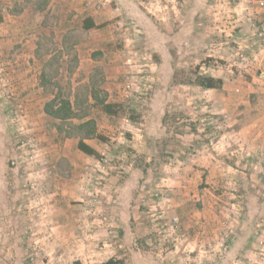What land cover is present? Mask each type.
<instances>
[{
  "label": "rangeland",
  "instance_id": "obj_1",
  "mask_svg": "<svg viewBox=\"0 0 264 264\" xmlns=\"http://www.w3.org/2000/svg\"><path fill=\"white\" fill-rule=\"evenodd\" d=\"M87 8L97 25L82 32V67L68 63L63 98L41 100L40 90L26 101L20 69L15 100L0 101V264H264V6ZM196 74L222 79L221 88L195 85ZM34 102L50 111L59 103L61 117L31 115ZM79 138L98 156L77 150Z\"/></svg>",
  "mask_w": 264,
  "mask_h": 264
},
{
  "label": "crops",
  "instance_id": "obj_2",
  "mask_svg": "<svg viewBox=\"0 0 264 264\" xmlns=\"http://www.w3.org/2000/svg\"><path fill=\"white\" fill-rule=\"evenodd\" d=\"M251 1L255 7L262 8V6H264L260 1ZM90 2H92V0H0V101L2 99L9 100L11 98L15 100L14 97L18 90V84L20 83L17 81L20 69H23V71L19 76H25L23 89L21 90L24 91L26 101H33V95L40 90L41 94L38 95L41 100H46L47 102L55 100V102H57L63 98L62 94L66 83L65 70L66 67L69 66L68 63H70L74 69L73 71L80 70L82 67V65H80L79 54V51L82 49V44L80 42L82 41V32L89 31L97 25L94 17L90 16L92 15V10L87 12V6ZM63 7L66 11H64ZM15 9L22 11V13L15 12ZM4 15L11 16L14 19L23 18L28 23V26L26 24L25 29L11 27L10 24L6 22ZM39 15L43 17L42 20H47V28L43 27V23L41 24V29L39 28V24L36 22ZM87 18L93 21L94 27L89 29L83 28L84 20ZM42 34L47 35L44 37ZM85 34H87V32ZM39 35L43 36H41L40 40ZM66 39L68 42H66ZM22 40H24V44ZM41 44H43L44 47H42V59L37 61L35 58H37V52L40 50L38 46ZM21 52H25V60L19 62L18 57ZM68 54H72L71 61H66L65 59V55ZM3 56H5V59L2 58ZM89 60L91 61V58H89ZM121 62L122 60L120 59L118 63L120 64ZM38 63H40L39 71L36 67ZM89 64L90 66L92 65L90 62ZM33 72L40 74L42 78L40 83H37L36 78H34L36 75L35 73L33 74ZM109 77L110 76H106V78ZM68 79L73 82L76 81L75 75L68 76ZM87 80L88 76L85 77L84 81L87 82ZM94 83L95 81H92V84ZM20 84H22V82ZM72 92H75V88H72ZM88 98L91 99L90 94ZM94 99L97 101L96 98ZM103 103H108V100H104ZM46 104L47 103H44L39 107L38 103L34 102L35 107L31 104L32 107L27 110L30 111L31 115L39 114L53 115L57 118L61 117L60 115L62 113L60 111L62 110L59 103L52 105V111L48 109L49 106H46ZM4 115L0 107V122L1 117ZM1 128L2 126L0 125V144L2 143V138H5V134L2 132ZM79 140H82L97 151V146L85 138H79L76 141V147ZM76 149L78 150V148ZM88 156L94 157L91 155ZM193 241L196 242L195 239H193Z\"/></svg>",
  "mask_w": 264,
  "mask_h": 264
},
{
  "label": "trees",
  "instance_id": "obj_3",
  "mask_svg": "<svg viewBox=\"0 0 264 264\" xmlns=\"http://www.w3.org/2000/svg\"><path fill=\"white\" fill-rule=\"evenodd\" d=\"M94 23L91 19L87 18L84 20L83 28L89 29L94 27ZM193 83L201 88L204 89H219L222 86V80L220 78H214L210 75H202V74H196ZM102 110L110 115H113L116 113V108L113 103H106L103 105ZM77 148L81 152L91 155L94 157L98 156V153L95 149L84 143L82 140H79L77 143ZM121 259H117L115 257H110L104 261H102L100 264H122ZM74 264H81L79 261H75Z\"/></svg>",
  "mask_w": 264,
  "mask_h": 264
},
{
  "label": "built area",
  "instance_id": "obj_4",
  "mask_svg": "<svg viewBox=\"0 0 264 264\" xmlns=\"http://www.w3.org/2000/svg\"><path fill=\"white\" fill-rule=\"evenodd\" d=\"M260 2H264V0H260ZM131 84L130 83H127L126 87H129ZM177 223H178V218L177 217H172L171 218V225L172 226H177ZM230 232H232L230 230Z\"/></svg>",
  "mask_w": 264,
  "mask_h": 264
}]
</instances>
